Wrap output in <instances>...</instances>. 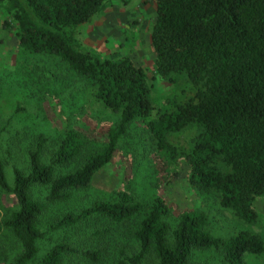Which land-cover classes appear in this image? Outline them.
<instances>
[{
	"label": "trees",
	"instance_id": "1",
	"mask_svg": "<svg viewBox=\"0 0 264 264\" xmlns=\"http://www.w3.org/2000/svg\"><path fill=\"white\" fill-rule=\"evenodd\" d=\"M0 1L8 14L2 27L11 31L22 52L56 57L89 83L96 102L117 116L102 146L90 149L85 137L67 130L47 163L41 160L45 139L38 137L26 151L27 172L14 169L11 186L0 160V192L15 201L0 221V232L7 231L20 249L4 264H67L74 257L89 264L101 261L100 250H78L64 241L35 259V244L42 236L37 220L45 204L66 202L72 191L86 189L136 121L145 126L155 149L172 163L181 160L192 188L214 194L218 206L238 221L255 222L252 203L264 198V0H154L149 33L154 77L172 83L182 76L191 94L152 119L144 70L126 57L103 60L74 36L76 27L112 0ZM185 129L196 130V136L178 154L169 140ZM34 188L45 190L43 202L32 197ZM168 215V204L160 197L142 210L131 195L119 192L113 201L65 213L51 227H74L98 218L119 225L138 218L131 232L138 251L130 257L119 251L113 264H137L148 252L157 264H190L195 252L206 251L216 252L222 264H244L245 254L264 260V241L257 235L238 231L226 238L212 236L199 212H181L170 229Z\"/></svg>",
	"mask_w": 264,
	"mask_h": 264
},
{
	"label": "rangeland",
	"instance_id": "2",
	"mask_svg": "<svg viewBox=\"0 0 264 264\" xmlns=\"http://www.w3.org/2000/svg\"><path fill=\"white\" fill-rule=\"evenodd\" d=\"M1 2V1H0ZM4 2L0 3V160L7 185L13 182V170L27 172L26 151L35 147L38 137L45 139L41 160L50 154L67 130L85 137L90 149L103 145L105 135L117 122V116L92 97V88L56 57L22 52L11 31L2 27L8 19ZM154 21V0H112L86 23L73 30L82 48L103 60L128 58L144 70L150 89L152 115L172 109L190 96V84L175 77L166 83L154 77V57L149 47V33ZM196 130L173 134L169 142L181 154L194 140ZM172 163L155 149L141 122H133L119 139L112 160L102 167L86 189L74 190L66 202L45 204L37 220L42 234L36 241V258L54 243L64 241L81 249H98V264H113L121 251L130 257L138 251L131 238L138 218L124 224H112L98 218L54 229L51 226L65 213H75L97 201H113L119 192L131 195L145 210L155 197L166 201L167 223L172 229L181 212L202 213L212 236L226 238L247 231L264 241V198H256L252 208L255 222L245 224L220 208L212 193L202 194L186 180L185 168ZM72 166L68 167L71 169ZM66 171V170H65ZM32 197L43 202L45 190L32 189ZM15 207L11 194L0 192V221ZM20 249L7 232H0V264L10 262ZM244 264H264L257 255L245 254ZM67 264H89L74 257ZM137 264H157L148 252ZM190 264H222L216 252H195Z\"/></svg>",
	"mask_w": 264,
	"mask_h": 264
}]
</instances>
